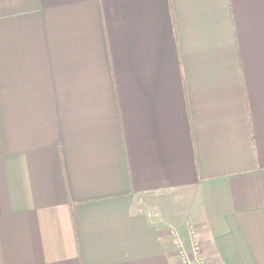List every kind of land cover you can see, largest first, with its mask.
Instances as JSON below:
<instances>
[{
  "label": "crops",
  "instance_id": "0c3cea01",
  "mask_svg": "<svg viewBox=\"0 0 264 264\" xmlns=\"http://www.w3.org/2000/svg\"><path fill=\"white\" fill-rule=\"evenodd\" d=\"M192 225L264 264V0H0V264H182Z\"/></svg>",
  "mask_w": 264,
  "mask_h": 264
},
{
  "label": "built area",
  "instance_id": "2783aa9c",
  "mask_svg": "<svg viewBox=\"0 0 264 264\" xmlns=\"http://www.w3.org/2000/svg\"><path fill=\"white\" fill-rule=\"evenodd\" d=\"M177 235L176 232H174ZM198 230L195 226H190L188 235L191 241V252L189 253L183 243L177 239L176 245L179 248V257L182 264H208L203 258L201 253V245L197 239Z\"/></svg>",
  "mask_w": 264,
  "mask_h": 264
},
{
  "label": "rangeland",
  "instance_id": "374dc122",
  "mask_svg": "<svg viewBox=\"0 0 264 264\" xmlns=\"http://www.w3.org/2000/svg\"><path fill=\"white\" fill-rule=\"evenodd\" d=\"M180 202H182V201H180Z\"/></svg>",
  "mask_w": 264,
  "mask_h": 264
}]
</instances>
